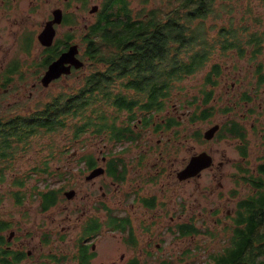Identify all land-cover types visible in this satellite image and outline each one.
<instances>
[{
  "label": "flooded vegetation",
  "instance_id": "1",
  "mask_svg": "<svg viewBox=\"0 0 264 264\" xmlns=\"http://www.w3.org/2000/svg\"><path fill=\"white\" fill-rule=\"evenodd\" d=\"M67 2L54 3L47 18L32 26V14L41 10L38 0L24 10L19 0H0V137L16 131L17 117L33 115L26 107L17 110L19 104L36 100L47 108L50 86L85 68H72L70 75L44 84L49 66L77 44L72 40L66 45L67 31L60 32L67 27V16L74 25L81 22L77 12L66 9ZM92 8L89 13L95 16L99 9L91 13ZM56 10H62V21L54 25L53 45L46 47L39 36ZM68 27L73 31L74 26ZM234 35L235 46L224 52L250 60L249 68H226L232 79H225L226 69L214 64L197 95L187 92L183 98L174 89L164 108L132 97L123 110L106 112V118L83 120V136L63 143L56 174L18 179L12 173L18 144L10 142L13 150L3 153L7 142L0 138V199L2 186L11 179L5 189L10 201L0 204V244L13 264H117L115 232L131 254L127 264L169 261L161 259L168 240L188 239L194 230H223L236 222L232 218L238 214L242 184L254 189L264 173V66L257 63L264 34ZM63 93L58 96L61 108ZM221 115L226 118L216 121ZM72 145L74 152L68 151ZM194 162L198 170L191 175ZM100 168L103 173L93 176ZM203 178H208L204 184ZM31 201L37 202L33 209L26 207ZM18 209H23L20 220ZM22 217L34 220L35 234L26 233L30 239L20 235ZM50 245L58 251L47 252ZM125 258L122 254L120 260Z\"/></svg>",
  "mask_w": 264,
  "mask_h": 264
},
{
  "label": "trees",
  "instance_id": "2",
  "mask_svg": "<svg viewBox=\"0 0 264 264\" xmlns=\"http://www.w3.org/2000/svg\"><path fill=\"white\" fill-rule=\"evenodd\" d=\"M163 1V5L150 6L149 0H140L133 9L131 0H104L81 38V59L94 70L79 88L65 94L64 108L57 95L31 117H17L13 124L16 131L2 132L0 137L2 143L7 142L3 153L13 150L10 142L18 144L17 152L34 138L52 137L69 124L73 143L84 133L83 120L106 118V112L123 110L132 97L144 99L146 106L164 108L177 85L202 72L217 49L224 52L235 46L237 30L231 17L236 0ZM224 16L231 19V25L217 27L216 22ZM65 25L74 22L67 16ZM73 39L74 32L67 31L66 45ZM11 136L16 138L9 139ZM260 171L264 172L263 167ZM262 174L253 184V194L241 200L238 214L232 218L236 222L217 232L208 230L213 240L220 238L221 246L200 264H264ZM200 233L193 231L194 236ZM1 246L0 264H13ZM162 264L177 263L169 260Z\"/></svg>",
  "mask_w": 264,
  "mask_h": 264
},
{
  "label": "rangeland",
  "instance_id": "3",
  "mask_svg": "<svg viewBox=\"0 0 264 264\" xmlns=\"http://www.w3.org/2000/svg\"><path fill=\"white\" fill-rule=\"evenodd\" d=\"M19 9H28L31 8L32 5L35 4L36 0H19ZM104 0H68L67 8L71 13L77 12L81 18V22L76 23V25L72 28L74 31V39L73 41L80 45L81 51L83 52V46L81 44V38L86 34L85 26L92 24L95 20L94 15H90L89 11L92 6L101 5ZM133 5V9L138 8L140 5V0H131ZM63 4V0H38V6L41 10L36 13L32 14V18L30 20V24L33 26L34 22L39 19H46L50 8H52L54 3ZM87 2V6H84V3ZM166 1L163 0H149V5H163ZM80 6V10L78 8ZM76 9L78 11H76ZM233 14L232 19L234 22V27L237 31H251L253 33H262L264 34V0H236L233 3ZM229 17L224 16L223 19L218 20L217 27L222 26H230L232 21ZM215 21H210L209 24H214ZM80 25V26H79ZM79 26V27H78ZM70 27H64L60 29V32L63 33L64 31H68ZM70 31V32H73ZM213 35L217 34V32H213ZM81 37V38H80ZM264 37V36H263ZM250 60H239L238 57L234 53H227L223 52L221 49H218L215 54H213L211 61L206 66V68L197 74H195L192 78L185 79L180 85H177L176 91L180 92L178 96H182L183 98L186 96L187 92L189 94L197 95L198 88L201 87L202 82L204 80V74L210 69V67L214 64H219L223 69L226 68H233V65H242L244 67L251 66ZM257 63L259 66L263 68L264 66V52L260 54L257 58ZM94 70V67L91 66L89 63L85 64L84 70L74 73L69 78L66 77L62 81L50 86L48 97L57 96L66 93H71L74 89L79 88L82 84V80L90 74ZM230 69H226L225 71V79L230 78L232 76L228 73ZM245 73V69L243 70ZM260 71H258L259 73ZM260 94H264V87L261 88ZM173 96V95H172ZM50 100L48 101V103ZM170 101L167 103L170 104ZM225 102V101H224ZM223 103L219 102L218 106L222 105ZM22 107L27 108V112H31L32 115L34 113H38L45 108L44 105L39 104L36 100H32L28 103H21L18 105L17 110L22 109ZM26 115V116H29ZM224 115H221L217 118L216 121L221 122L225 119ZM207 126V125H206ZM83 136V135H82ZM73 137V131L71 129V125L69 124L67 127L59 131L58 134L54 136H42L34 138L29 144H25L21 146L20 151H17L16 162L14 166H12V173L16 174V177L19 179H25L26 175L33 174L32 176L35 178L38 175H53L57 173V167L59 166V160L63 158L62 148L63 143L67 145L71 144V138ZM89 138V137H87ZM84 139V137H82ZM68 151L74 152L73 145L70 147ZM67 158V157H66ZM8 174H11L8 172ZM208 178H203L201 180L202 184L206 182ZM11 179L7 181L2 186V198L0 199V204L2 201L5 200V203H9L10 196L6 195L5 189L10 188ZM36 181L29 180L28 184H34ZM58 184V182H55ZM44 183L42 184V186ZM255 190L253 188H248L246 183L242 184V199L250 196L253 194ZM37 205V202L31 201L30 205H26L27 208H34ZM233 206V204L231 205ZM7 210H9L7 208ZM23 213V209H18L17 211V219L20 220V215ZM22 225L24 226L21 232V237L29 238L32 235H27V231H32L34 234L36 232V228L34 227V220L31 219L29 223L25 217H22ZM200 227L203 225L198 224ZM209 229H202L200 230V234L197 236H192L188 239H177L176 240H168L167 244H164V253L161 259L167 258L168 260L172 259L173 262L177 264H200L202 263L207 257L209 252H213L214 249L220 248L221 244L218 239L216 238L213 240L211 236L208 234ZM212 232H217V230H210ZM9 234V233H7ZM25 234V236H24ZM36 241L38 239L36 238ZM113 247L115 249V253L117 254L116 262L117 264H127L128 258L131 255L126 252L127 248L124 245L125 240L121 241L120 233H113ZM56 247L50 245L47 247V252L50 249L55 250ZM69 248V246L67 247ZM58 251V249L56 248ZM122 254L126 255V258L121 261L120 257ZM167 256V257H164ZM164 261H159L156 263H144V264H162Z\"/></svg>",
  "mask_w": 264,
  "mask_h": 264
},
{
  "label": "water",
  "instance_id": "4",
  "mask_svg": "<svg viewBox=\"0 0 264 264\" xmlns=\"http://www.w3.org/2000/svg\"><path fill=\"white\" fill-rule=\"evenodd\" d=\"M98 6H94L91 10V13L98 11ZM63 12L62 10H56L54 12V19L49 21L44 30L39 36V40L42 45L46 47H51L54 43L56 37V30L54 25L60 24L62 21ZM80 48L78 44L71 45L68 49L61 53L59 58L55 60L48 68L47 73L44 77V84L49 85L53 80L60 78L62 75H70L72 73V68L81 69L85 67V62L79 58ZM206 166L199 168V171ZM198 167L195 165V162L190 166L191 175H195ZM103 173V170L97 169L93 172L95 174Z\"/></svg>",
  "mask_w": 264,
  "mask_h": 264
}]
</instances>
